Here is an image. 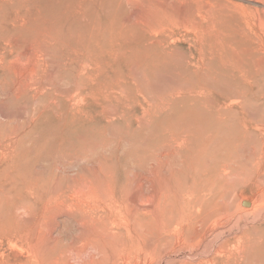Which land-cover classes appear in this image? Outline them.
Listing matches in <instances>:
<instances>
[{"label":"rangeland","instance_id":"1","mask_svg":"<svg viewBox=\"0 0 264 264\" xmlns=\"http://www.w3.org/2000/svg\"><path fill=\"white\" fill-rule=\"evenodd\" d=\"M151 1L75 0V3L79 2L85 14L76 15L75 20L78 21L76 26H67L59 30L61 34L57 30L52 32L58 38L61 37L59 40L52 36V33L48 36L49 32L39 37L34 35L35 24L29 21L28 16L21 17L19 23L24 24L28 31H14L11 26V30H3V23L0 20V68L1 66L3 68L0 69V260L5 259L11 264H187L194 261L193 258L197 255L199 259L197 262L200 260L205 262L212 256L214 249L223 246V241H228L230 244L226 247L235 252L238 239L243 234L246 233V236L264 234V217H255L245 210L253 208L255 198L258 194L264 193V0ZM162 5L166 9H163ZM18 7L11 6L6 12L0 13V18L3 14L14 16ZM226 15L229 16L228 19ZM220 17L221 19H218ZM53 39L58 41L54 42ZM140 40L149 43L148 48L145 47L149 51L145 52L149 56L147 58L144 52L143 55L137 53L139 46L136 44ZM12 41L19 42L20 47ZM61 41L64 43L62 46H67L58 47L57 44L60 45ZM129 42L131 43L127 44ZM46 48L50 51L48 52ZM24 49L26 55L23 53ZM19 53H22V57ZM48 54L51 56L47 57ZM169 54L171 56H168ZM116 55L120 57L115 59ZM213 55L215 58L209 59ZM20 58L22 63L18 61ZM171 58L172 61H176L174 64ZM150 59L155 63L153 64ZM182 59L180 64L179 60ZM13 61L15 67H12ZM145 61L148 66L143 64ZM16 62L20 63L16 65ZM37 66L41 68L37 70ZM28 77L31 79L30 82ZM85 81H90L91 85ZM115 81L118 83L115 84ZM95 92L98 98L106 101L101 102V99L94 96ZM99 92L101 95H98ZM114 97L118 99L115 100ZM175 97L178 102L174 100L173 105L171 101ZM201 102L202 106L199 105ZM223 106L227 108V113ZM197 108H202L208 115L216 114L215 111L220 110L221 117L227 121L223 123L225 129L214 139L215 143L209 144L207 153L201 152L195 156L200 159L202 155L203 158L210 157L213 160L211 166L220 161L231 166L216 192L223 196L222 202L227 201L226 203L231 206L234 215L229 222L222 220L218 223L216 229L219 238H211L213 243L210 239L207 242L208 246L203 247L201 252L191 248H177L166 254L163 248L162 252L155 249L156 240L153 239L154 235L150 238L149 232L145 235L150 240L147 236H143L146 238L140 236L139 239L134 237L136 234L139 236L141 226L145 227L143 222L148 218V210H154L152 206L157 199L153 196L160 192L167 193L180 185L185 187L193 185L190 161L194 154L186 151V148L190 147V144L194 147L198 144L197 140L198 142L205 140L200 144L207 145L205 143L209 142L207 136L214 134L211 129L213 127H206L203 124L199 127L200 124L181 122V119ZM116 110L121 115H118ZM107 113H109L107 116L113 119L110 120L107 116L104 118L103 114ZM168 123L170 125L172 123L175 129ZM186 126L192 129L189 130L187 127L188 132L185 134L187 128L185 130L183 127ZM177 137L186 138L188 141L184 152L183 147L173 150L176 149L173 139ZM191 139L195 144L190 141ZM197 146L199 147V144ZM80 165L83 169H88L86 170L88 173L83 172L93 184L102 179L103 182H100L102 187L100 186L98 191L105 192L104 196L98 192L101 196L100 201L89 198L87 204L92 207H95L94 204L102 206L101 213L105 217L102 220L105 222L101 220V224L104 222L105 228L118 232L120 230L117 229L124 228L120 231L122 234L119 241L107 240L108 243L101 245L102 248L99 246L103 249L101 256L96 254L94 249H85V236L79 226L80 215L75 208L70 207L62 211H53L48 216H41L39 214L44 202L42 200L37 202L33 196L36 191L29 188V183L38 175L40 180L46 183L54 179L55 173L68 174L75 178L83 170ZM158 169H162L161 172ZM100 170L103 173H99ZM74 171L78 174H73ZM176 176L181 182L175 178ZM182 182L184 183L181 184ZM161 193L160 196L163 195ZM79 196L73 194L71 198L78 201ZM244 201L250 203V206H243ZM130 221L132 223H129ZM40 222L52 229L50 236L37 237L34 233ZM128 223L131 226H128ZM16 224L25 230L14 234ZM97 226L99 228V225ZM133 228L138 231L132 230ZM96 233L97 230L92 233L95 234L94 238ZM45 239H49L48 242ZM96 245L98 244H93ZM137 246L143 248L142 253ZM254 253L250 250L245 253L244 264L260 262Z\"/></svg>","mask_w":264,"mask_h":264},{"label":"bare ground","instance_id":"2","mask_svg":"<svg viewBox=\"0 0 264 264\" xmlns=\"http://www.w3.org/2000/svg\"><path fill=\"white\" fill-rule=\"evenodd\" d=\"M82 1V0H81ZM151 1V0H150ZM161 1V0H160ZM166 1H169V0H166ZM173 1V0H170V2ZM192 1V0H191ZM152 2V1H151ZM162 2V1H161ZM164 2V1H163ZM186 2H188L186 0ZM190 2V1H189ZM66 3H69L68 5H66ZM129 3V1H128ZM194 3V2H193ZM192 3V4H193ZM165 4V3H164ZM163 4V5H164ZM195 4V3H194ZM193 4V5H194ZM15 5H18L19 7L15 10V15L12 16V15H8V14H3L0 18L1 22L3 23V30H6L8 31L10 29V26H11V29H13L14 31H28L26 30L25 28V25L24 24H19L20 21H21V17H25V16H28L29 17V21L34 23L35 24V34L34 35H38L37 37H39V35H43V34H47L48 33V36L50 35V33L54 32V31H58V33L60 32L59 30L63 29V28H66L67 26H70V27H74L77 25L78 21L75 20V17L77 14H83L84 13V10L82 9V7L79 5V2L78 3H75V0H0V13L2 12H6L7 10H9L11 8V6H15ZM79 5V6H78ZM155 5V4H154ZM162 5V7H163ZM167 5V4H166ZM174 5V2L173 4ZM183 5V4H182ZM185 5V4H184ZM191 5V4H190ZM78 6V7H77ZM153 6V5H152ZM157 6V5H156ZM171 6V4H170ZM176 6V4H175ZM192 6V5H191ZM195 6L198 7V5L196 4ZM173 7V6H172ZM178 7V6H177ZM194 7V6H193ZM201 7V6H200ZM213 7V5H212ZM154 8V7H153ZM159 8V7H158ZM171 8V7H170ZM196 8V7H195ZM160 9H161V6H160ZM163 9H166L163 7ZM175 9V7H174ZM180 9V8H179ZM182 9V7H181ZM216 9V8H215ZM214 9V10H215ZM152 10V9H151ZM158 10V9H157ZM171 10V9H170ZM177 10V9H176ZM184 10V9H182ZM182 10H179V11H182ZM213 10V11H214ZM218 10V8H217ZM221 10V9H220ZM225 10V9H223ZM155 11V10H154ZM198 11V10H197ZM204 11V10H202ZM9 12V11H8ZM171 12V11H170ZM216 14V12H214ZM219 13V10L217 12V14ZM85 14V13H84ZM223 14V13H222ZM221 14V15H222ZM229 14V13H228ZM199 15V14H198ZM225 15V13L223 14ZM84 17V16H83ZM142 17V16H141ZM213 17V16H212ZM211 17V18H212ZM229 17V16H228ZM227 15H226V18L228 19ZM148 18V17H147ZM159 18V17H158ZM83 18H81V21H82ZM146 19V17L144 18ZM143 19V20H144ZM210 19V18H209ZM218 19H221L218 18ZM225 19V18H224ZM163 20V19H162ZM215 20V19H213ZM150 21V20H149ZM216 21V20H215ZM214 21V22H215ZM148 21H146L147 23ZM217 23V22H216ZM215 23V24H216ZM218 23H221L218 21ZM210 25L212 23H209ZM215 24H213L215 26ZM142 25V24H141ZM148 25V24H147ZM154 25V24H153ZM167 25V24H166ZM149 26V25H148ZM169 26V25H168ZM219 27V26H218ZM95 28V27H94ZM164 28V27H163ZM10 29V30H11ZM161 29V27H160ZM208 29V28H207ZM211 29V28H210ZM94 30V29H93ZM104 30V29H103ZM90 31V30H89ZM208 31H210L208 29ZM212 31V30H211ZM92 32V31H91ZM200 32V31H199ZM57 33V34H58ZM61 34V32H60ZM143 34V33H142ZM56 34L53 35L52 33V36L54 37H57V39L59 40L61 37L58 38V36H55ZM88 35V33H87ZM91 35V34H90ZM89 35V36H90ZM94 35V34H93ZM235 35V34H234ZM51 36V35H50ZM131 36V35H130ZM135 36V35H134ZM11 37V35H10ZM30 37V36H29ZM27 37V39L29 38ZM47 37V36H46ZM92 37V36H91ZM168 37V36H167ZM14 38V37H12ZM52 38V37H51ZM64 36H62V41L63 40ZM130 38V37H129ZM170 38V37H169ZM21 39V38H20ZM31 38H29V41H32L30 40ZM49 40V38H47ZM45 39V40H47ZM54 40V42L58 41V40ZM67 39V37H66ZM95 39V38H94ZM136 39V38H134ZM144 39V38H143ZM177 39V37H176ZM179 39V38H178ZM44 40V39H43ZM52 40V41H53ZM132 40V39H131ZM150 40V39H149ZM7 41V40H6ZM5 41V42H6ZM58 45V47H61L62 45V42ZM66 41V40H65ZM138 41V40H137ZM141 41L143 40H140L139 42H137V46H139V49H137V53L138 54H141L143 55V52L145 53H148V49H145L148 48V45L149 43L147 41H143L141 43ZM154 41V40H153ZM160 41V40H158ZM161 41L163 42L164 40L161 39ZM13 42V41H12ZM27 42V40H26ZM46 42V41H45ZM49 42V41H48ZM53 42V43H54ZM94 42V41H93ZM134 42H136L134 40ZM157 42V41H156ZM13 43H17V42H13ZM19 43V42H18ZM17 45L19 46L20 44ZM42 43V42H41ZM51 43V42H50ZM52 43V45H53ZM131 42L127 43V44H130ZM160 43V42H159ZM166 43V42H165ZM11 44V43H10ZM22 44V43H21ZM40 44V43H39ZM39 44H36V45H39ZM64 44V43H63ZM134 44V43H133ZM163 44V43H162ZM197 44V43H196ZM14 45V44H13ZM16 45V46H17ZM34 46V44H32ZM46 45V44H45ZM49 45V43H48ZM51 45V46H52ZM66 45V44H65ZM92 45V44H91ZM64 46V45H63ZM62 46V47H63ZM67 46V45H66ZM64 46V47H66ZM88 46V45H87ZM93 46V45H92ZM91 46V47H92ZM170 46V45H169ZM6 47V46H5ZM11 47V46H10ZM15 47V46H14ZM20 47V46H19ZM18 47V48H19ZM32 47V46H31ZM35 47V46H34ZM47 48H49V46H46ZM90 47V48H91ZM94 47V46H93ZM168 47V46H167ZM7 48V47H6ZM33 48V47H32ZM44 48V47H43ZM46 48V50H48ZM88 48V47H87ZM177 48V46H176ZM28 49V47H27ZM38 49V48H36ZM40 49V48H39ZM162 49V48H161ZM34 50V49H33ZM44 51V49H42ZM63 50V48H62ZM78 50V49H77ZM165 50V49H164ZM167 50V49H166ZM218 50V49H217ZM25 49H24V54H25ZM37 51V50H36ZM40 51V50H39ZM43 51L41 53H43ZM50 50H48L49 52ZM68 51V50H67ZM72 51V50H71ZM118 51V50H117ZM170 51H172L170 49ZM212 51V50H211ZM216 51V50H215ZM214 51V52H215ZM5 52V51H4ZM3 52V53H4ZM14 52V51H12ZM15 52H17L15 50ZM32 52V50H31ZM84 52V51H83ZM109 52V51H108ZM175 53V51H173ZM7 53V52H6ZM5 53V54H6ZM27 53V52H26ZM53 53V52H51ZM50 53V54H51ZM78 53V52H76ZM135 53V52H134ZM145 53V55H147ZM218 53V52H217ZM220 53V52H219ZM224 53V52H223ZM222 53V54H223ZM28 54V53H27ZM31 54V53H30ZM44 54H45V51H44ZM47 54V53H46ZM115 54V53H114ZM151 54V52H150ZM176 54V53H175ZM221 54V53H220ZM19 55L21 56L22 53ZM17 55V57L19 56ZM26 55V54H25ZM35 55V54H34ZM39 55V54H38ZM37 55V56H38ZM42 55V54H41ZM61 55H63L61 53ZM99 55V54H98ZM111 55V54H110ZM118 55V54H117ZM116 55V56H117ZM144 55V56H145ZM224 55V54H223ZM234 56V54H232ZM19 56V57H20ZM28 56V55H27ZM30 56V55H29ZM43 56V55H42ZM51 55L48 54L47 57H49ZM53 56V55H52ZM114 56V55H112ZM143 56V57H144ZM151 56V55H150ZM167 56V55H166ZM164 56V57H166ZM168 56H171V54H169ZM193 56V55H192ZM216 56V55H215ZM22 57V56H21ZM24 57V55H23ZM45 57V58H47ZM96 57V56H95ZM110 57V56H108ZM120 56H117L115 59H118ZM132 57V56H131ZM149 57L148 55L145 57L147 58ZM222 57V56H220ZM4 58V57H3ZM29 58V57H27ZM38 58V57H37ZM44 58V56H43ZM41 58V59H43ZM139 57L137 56V59ZM168 58V57H166ZM173 59L175 57H172ZM172 58H171V61H172ZM200 58H201V55H200ZM209 58V57H208ZM215 58L214 55L213 57L211 56L209 59H213ZM22 58H20L18 61H21L22 63ZM32 58L30 57V60ZM34 59V57H33ZM39 59V58H38ZM69 59V58H68ZM141 59V57H140ZM153 59V57H152ZM256 59V58H255ZM7 60V59H6ZM28 60V59H27ZM36 60V59H34ZM46 60V59H44ZM86 60V59H85ZM113 60V58H112ZM135 60V59H134ZM146 60V59H145ZM154 60V59H153ZM170 60V58H169ZM178 60V59H177ZM194 60V59H193ZM33 61V60H32ZM82 61V60H81ZM80 61V63H81ZM115 61V60H113ZM119 61V60H118ZM151 61V59H150ZM167 61V60H166ZM175 61V60H174ZM174 61L173 64H174ZM180 61V64H181V61L182 60H179ZM254 61V60H253ZM14 62V61H13ZM31 62V61H30ZM75 62H77L75 60ZM147 61H145V63H143L145 66H148V63H146ZM152 63L154 61H151ZM176 62V61H175ZM185 62V61H184ZM187 62V61H186ZM199 62V61H197ZM206 62V61H205ZM257 62V61H256ZM2 63V62H1ZM9 63V62H8ZM7 63V64H8ZM20 63V62H18ZM16 62V65L18 64ZM28 63V62H27ZM87 64V62H85ZM117 63V61H116ZM115 63V64H116ZM155 63V62H154ZM153 63V64H154ZM183 63V62H182ZM203 63V61H202ZM3 64V63H2ZM24 64V63H23ZM34 64V63H33ZM37 64V63H36ZM114 64V65H115ZM141 64V63H140ZM147 64V65H146ZM158 64V63H156ZM159 64L161 65V63L159 62ZM158 64V65H159ZM185 64V63H184ZM194 64V63H193ZM10 65V64H9ZM32 65V64H31ZM30 65V66H31ZM89 65V64H88ZM152 65V64H151ZM186 65V64H185ZM203 65V64H202ZM15 67V62L13 63L12 67ZM26 66V65H25ZM182 66V65H180ZM11 66H9V69H10ZM21 67V66H19ZM83 67V66H81ZM86 67H88L86 65ZM106 67V66H105ZM108 67V66H107ZM153 67V66H152ZM170 67V66H169ZM185 67V66H183ZM194 67V66H192ZM2 68V66H1ZM0 68V69H1ZM24 68V67H23ZM34 68V66H33ZM31 68V70L33 69ZM38 68H41V67H38L37 66V70ZM165 68V67H164ZM196 68V67H195ZM3 69V68H2ZM17 69V67H16ZM20 69V68H19ZM48 69V68H47ZM156 69V68H155ZM179 69H181L179 67ZM184 69V68H183ZM21 70V69H20ZM18 70V71H20ZM28 70V69H27ZM34 70V69H33ZM101 70V69H99ZM158 71L161 70V67H160V70L157 69ZM7 71V70H6ZM26 72V70H23ZM179 71V70H178ZM184 71V70H182ZM181 71V73H182ZM196 71V70H195ZM38 72V71H36ZM107 72V71H106ZM186 72V71H185ZM192 72V71H191ZM11 73H14V72H10ZM20 73V72H19ZM108 73V72H107ZM190 74V72H187ZM7 74V73H6ZM9 74V75H10ZM22 74V73H21ZM29 74V73H28ZM35 74V72H34ZM82 74V73H81ZM110 74V73H109ZM4 75V73H3ZM14 75V74H13ZM33 75V74H32ZM72 75V74H71ZM8 76V75H7ZM15 76H16V73H15ZM31 75L29 74V77ZM37 76V75H35ZM34 76V77H35ZM70 76V75H69ZM85 76V75H84ZM182 76V75H181ZM200 76V75H199ZM246 76V75H245ZM6 77V76H4ZM10 79L12 80L11 78V75L9 76ZM28 77V79H29ZM33 77V78H34ZM91 77V76H90ZM95 77V76H94ZM98 77V76H97ZM184 77V76H183ZM7 78V77H6ZM16 79V77H13ZM20 79V77L18 78ZM17 79V80H18ZM22 79V77H21ZM23 79H25L23 77ZM27 79V80H28ZM80 80V78H78ZM99 79V78H98ZM31 79H29V82H30ZM37 80V79H36ZM26 81V79H25ZM118 81V80H116ZM115 81V84H117L118 82ZM15 82V81H14ZM28 82V81H27ZM87 82V81H85ZM83 82V83H85ZM90 82V81H89ZM87 82V83H89ZM26 83V82H25ZM102 83V82H101ZM105 84H107L106 82H104ZM103 83V84H104ZM13 84V82H12ZM19 84H20V81H19ZM28 84V83H26ZM82 84V83H81ZM90 84V83H89ZM93 84V83H92ZM21 85V84H20ZM24 85V84H23ZM87 85V84H86ZM91 85V84H90ZM99 85V84H98ZM108 85V84H107ZM111 85V84H110ZM109 85V86H110ZM114 83L111 85L113 86ZM252 85V84H251ZM13 86V85H12ZM11 86V87H12ZM17 86V85H16ZM15 86V87H16ZM25 86V85H24ZM39 86V85H38ZM79 86V85H78ZM81 86V85H80ZM100 86V85H99ZM105 86V85H103ZM102 86V87H103ZM110 86V87H111ZM23 87V86H22ZM27 87V86H26ZM25 87V89H26ZM101 87V86H100ZM107 87V86H106ZM17 88H19V86H17ZM21 88V87H20ZM33 88V87H32ZM81 88V87H80ZM87 88V86L85 87ZM104 88V87H103ZM114 88L117 89V87L114 86ZM247 88V87H246ZM16 89V88H14ZM28 89V87H27ZM40 89V88H39ZM78 89V88H77ZM95 89V88H94ZM108 89V87H107ZM18 90V89H17ZM24 90V89H23ZM79 90H82V89H79ZM83 90H84V87H83ZM85 90H88V89H85ZM110 90V89H109ZM91 92L92 89L90 90ZM101 91V90H100ZM108 91V90H107ZM112 92L113 91H117V90H111ZM21 92V91H20ZM79 92V91H78ZM111 92V93H112ZM26 93V92H25ZM28 93V92H27ZM26 93V94H27ZM98 93V92H97ZM9 94V93H8ZM13 94V93H12ZM23 94V93H22ZM22 94H19L22 95ZM43 94V93H41ZM76 94V93H75ZM78 94V93H77ZM89 97H92L90 96L89 93H87ZM113 94V93H112ZM111 94V95H112ZM117 95V93H115ZM16 95V94H15ZM92 95V93H91ZM98 95H101V92H99ZM105 95V94H104ZM108 95V94H106ZM11 96V95H10ZM18 96V95H17ZM23 96V95H22ZM83 96H86V95H83ZM94 96H96L98 98V96L96 95V92L94 94ZM115 96V95H114ZM38 97V96H37ZM77 98V97H76ZM80 98V97H79ZM104 98V97H103ZM107 98V97H105ZM115 100L118 99L116 97H114ZM195 98V97H194ZM193 98V99H194ZM82 99V98H81ZM80 99V100H81ZM98 99H101V98H98ZM110 99V98H109ZM176 97L175 99H173L172 104L175 103L174 100L176 101ZM93 100V99H92ZM91 100V101H92ZM97 100V99H96ZM104 99H101V102L103 101ZM178 100V99H177ZM99 100H97V103L100 105L101 103L98 102ZM106 101V100H104ZM108 101V100H107ZM118 101V100H117ZM116 101V102H117ZM76 102V101H75ZM83 102V101H81ZM113 102V101H112ZM178 102V101H176ZM185 102V101H183ZM192 102V101H191ZM196 102V101H195ZM88 103H91V102H88ZM230 103V102H229ZM95 104V103H94ZM197 104V102H196ZM202 104L199 103V105ZM40 105V104H39ZM56 105V104H55ZM58 105V104H57ZM70 105V104H69ZM171 105V104H169ZM174 105V104H173ZM177 107H178V104H176ZM185 105V104H184ZM188 105V104H186ZM248 105V104H247ZM41 106V105H40ZM59 106V105H58ZM58 106H56L58 108ZM66 106V105H64ZM95 106H98L95 104ZM94 106V107H95ZM100 106L103 107V105L101 104ZM181 106V105H180ZM202 106V105H200ZM245 106V105H244ZM92 107V106H91ZM216 107V106H215ZM224 107V106H223ZM101 108V107H100ZM226 109V113L228 112L227 111V108L224 107ZM216 109V108H215ZM219 109V108H218ZM221 109V108H220ZM59 110V108H58ZM80 110V109H79ZM141 110V109H140ZM144 110V109H143ZM179 110V109H178ZM217 110V109H216ZM231 110V108H230ZM66 111V109H65ZM88 111H89V108H88ZM92 111V110H91ZM98 111V110H97ZM234 111V110H233ZM257 111V110H256ZM94 112V111H92ZM109 112V111H107ZM112 112V111H111ZM114 112V110H113ZM117 112V110H116ZM115 112V113H116ZM217 112L216 114H211V115H208V113L206 114L205 111L202 110V108H197V109H194L192 112H190L188 115H186L184 117V119H181V122H188L191 124H200L199 127L201 126V124L205 125L206 127H213L211 129H213L212 133L214 132V134L210 135V136H207V140L209 142H205L207 143V145H203V144H200L201 142L203 143V141L200 140V138H198L200 140V142H198L197 138V142L199 144V147L197 146L198 144H196L194 147H191V144H190V147L188 146L187 148L185 147L186 146V141L185 139L181 138V137H177V138H174L173 139V144L174 146L176 147V149L173 148V150H179L183 149V152H184V147L187 149L186 151H189L190 153H193V158L191 159L190 161V165H191V171H193V185L192 186H189V187H185V186H177L176 189H173V190H169L167 193L165 192H160L161 195L160 196V193L156 194L155 196H153L154 198H156V203L154 204L153 203V209L151 210H148L149 212L147 213L148 214V218L145 219V221L143 222L145 224V227L142 228V226L140 227V233H139V236H137V234L134 235L136 237L134 238H140V236H142L141 238H146V237H143V236H147L145 235L147 232H149L148 234L150 235V238H152L151 235H154L153 239L156 240V250L158 252H165L166 254L169 253L170 251H174L175 249H181V248H191L192 249H196V252H201V249L206 248L208 246V243L210 241V239H216V238H219V233H218V230L216 229L217 228V225L219 222H221L222 220H227L228 222L230 221V219L232 218V216L234 215V213L232 212V208L231 206H229L225 201L222 202L224 199H223V196H219L216 192V189H218V187H220L222 185V180L223 178L229 173L230 169H231V166L228 165L227 163H224V162H218V163H215L214 165L211 166L213 160H211L210 157L208 158H203L204 156L202 155L201 159L200 158H197L195 156V154H199L201 152L203 153H207V149H208V146L209 144H211L212 142L215 143V140L216 138H218L217 136L222 133V131L225 129V127H223V123L227 122L225 121L221 116H222V111L218 110V111H215ZM72 113V112H71ZM88 113V112H87ZM99 113H100V110H99ZM105 113H106V110H105ZM118 113V112H117ZM116 113V114H117ZM145 113V112H144ZM153 113V112H152ZM211 113V112H210ZM209 113V114H210ZM68 114V113H67ZM82 114V113H81ZM94 114V113H93ZM96 114H98L96 112ZM95 114V115H96ZM101 114V113H100ZM115 114V115H116ZM59 115H61L59 113ZM83 115V114H82ZM99 115V114H98ZM109 115V113H107L106 115L103 114L104 118H106L105 116ZM118 115H121L120 113H118ZM79 116V115H78ZM91 116H94V115H91ZM90 116V117H91ZM148 116V115H147ZM89 117V116H87ZM97 117V116H96ZM108 117V116H107ZM120 117V116H119ZM122 117V116H121ZM130 117V115H129ZM182 117V115H181ZM228 117V116H227ZM62 118V117H61ZM74 118V117H73ZM111 119V117H108ZM123 118H121L122 120ZM138 119V118H137ZM76 120V119H74ZM79 120V119H78ZM93 120V119H92ZM95 120V119H94ZM101 120V119H100ZM109 120V123L111 122ZM146 120V119H145ZM173 120V119H172ZM176 120V119H175ZM229 120V119H227ZM80 121V120H79ZM178 121V120H177ZM177 121H176V124H177ZM89 122V121H88ZM94 122V121H92ZM98 122V121H97ZM105 122V120H104ZM229 122V121H228ZM72 123V122H71ZM75 123V122H74ZM175 123V122H174ZM187 123V124H188ZM77 124V123H76ZM90 124V123H89ZM97 124V123H96ZM99 124V122H98ZM104 124V123H103ZM116 124V123H115ZM169 124V123H168ZM182 124V123H181ZM73 125V124H72ZM79 125V124H78ZM100 125V124H99ZM98 125V127H100ZM111 126L113 125L110 124ZM170 125V124H169ZM179 125V127L181 128V125L180 124H177ZM174 126V125H173ZM172 126V123L170 125V127H173ZM194 126V125H193ZM228 126V124H227ZM74 127V126H73ZM188 126L186 127H183V129L187 128ZM72 128V126H71ZM168 128V126H167ZM174 128V127H173ZM178 127H176L177 129ZM179 128V130H180ZM189 130H191L192 128L188 127ZM188 128H187V131L185 132V134L188 132ZM197 128V127H196ZM229 128V127H227ZM57 129V128H56ZM149 129V128H148ZM169 129V128H168ZM172 129V128H171ZM175 129V128H174ZM173 130V129H172ZM186 130V129H185ZM194 130V129H193ZM192 130V131H193ZM197 130V129H195ZM243 131H244V128H243ZM167 132V130H166ZM194 132V131H193ZM192 132V133H193ZM237 132V131H236ZM251 132V131H250ZM170 133V132H169ZM169 133L168 136H169ZM184 134V135H185ZM226 134V133H225ZM243 134V133H242ZM247 134V133H246ZM255 134V133H254ZM156 135V134H155ZM163 135V134H162ZM165 135V134H164ZM160 136V135H159ZM167 136V137H168ZM187 136V135H186ZM205 137V136H204ZM253 137V136H252ZM113 138V137H112ZM193 139V138H192ZM190 140V141H193V140ZM252 139V138H251ZM157 139H155L156 141ZM195 140V139H194ZM195 140V141H196ZM214 140V141H213ZM83 141V140H82ZM188 142V141H187ZM194 142V141H193ZM264 142V141H263ZM193 144V143H192ZM195 144V142H194ZM201 145L203 147H201ZM51 146V145H50ZM168 148V147H167ZM170 148V147H169ZM168 148V149H169ZM190 148V149H189ZM166 149V151L168 150ZM83 150V149H82ZM160 150V149H159ZM164 150V148H163ZM102 151V150H101ZM164 151V152H166ZM176 152V151H175ZM173 152V153H175ZM180 152V151H179ZM210 152V151H209ZM98 153V152H97ZM161 153V151H160ZM167 153V152H166ZM165 153V155H166ZM169 153V151H168ZM178 153V152H177ZM176 153V154H177ZM181 153V152H180ZM230 153V152H229ZM209 154V153H208ZM164 155V154H162ZM171 155V153H170ZM173 155V154H172ZM103 156V155H102ZM168 156V155H167ZM177 157L178 154L176 155ZM175 156V158H176ZM207 156V155H206ZM205 156V157H206ZM231 156V155H230ZM170 157V156H169ZM173 157V156H171ZM214 157V156H212ZM167 158V157H166ZM81 159V158H80ZM170 159V158H169ZM174 159V158H172ZM84 160V159H82ZM86 160V159H85ZM84 160V161H85ZM177 160V159H175ZM180 160V159H179ZM178 160V162L180 163V161ZM98 161V160H97ZM183 161V160H182ZM215 161V160H214ZM66 162V161H65ZM88 162V161H87ZM93 162V161H91ZM176 162V161H174ZM177 162V163H178ZM75 163V162H74ZM80 163V162H79ZM82 163V162H81ZM85 163V162H84ZM98 163H100L98 161ZM184 163V161L182 162V164ZM76 164H77V161H76ZM90 164V163H88ZM155 164V163H154ZM157 164H160L157 162ZM182 164L181 167L183 166ZM186 164V163H185ZM189 164V163H188ZM87 165V164H86ZM148 165V164H147ZM161 165V164H160ZM89 166V165H88ZM99 166V165H98ZM189 166V165H188ZM81 167V165L79 166ZM90 167V166H89ZM171 167V166H170ZM82 168V167H81ZM99 168H102V167H98ZM161 168V167H160ZM163 168V166H162ZM62 169V168H61ZM60 169V171H61ZM66 169V168H65ZM83 169V168H82ZM40 170V169H39ZM64 170V168H63ZM69 170V169H68ZM72 170V169H71ZM76 170V169H75ZM88 170V169H86ZM85 169H83L81 171L80 174L77 173V171L73 172V174H78V176H74L75 178H71L68 174L66 175H62L61 174H58V173H55V177L54 179L48 183H46L45 181H41L40 180V176L38 175V177H36V179L30 180L31 183H29V188L31 190H34L36 191V193H33V196H34V199L38 201H43L44 203V206H43V209L41 210L40 214L41 216H44V215H49V213H53V211H62L64 209H69L70 207H73L76 209V211L79 213L80 215V227L81 229L83 230V235L85 236V239H84V242H85V249H94L96 254H98L99 256H101V252L103 251V249H101V245H104L107 240H113L112 242H115V241H119V239H121V234L120 231H123V229H117V230H120L119 232L118 231H113V230H109V228H105L104 226V220H102V218L104 217L102 215V210L100 209L102 206H98V204H94L95 207H92V206H89L87 204V199L89 198H95L96 201H100L101 200V196L99 193H101V195L104 196V193L103 192H99L98 190L100 189V186L102 187V185H100V182H103L101 181L102 179L98 180L100 182H95L94 184L89 181L87 179V176L85 175V172L83 171H86ZM160 170V169H158ZM162 170V169H161ZM161 170L159 172H161ZM174 170V169H173ZM56 171V169L54 170ZM66 171V170H65ZM80 171V170H78ZM90 171V170H89ZM165 171V170H164ZM59 172V171H57ZM64 173V171H62ZM69 172V171H68ZM67 172V173H68ZM87 172V171H86ZM95 172L96 169H95ZM144 172V171H143ZM152 172V171H151ZM53 173V172H52ZM72 173V172H71ZM88 173V172H87ZM92 173V172H91ZM89 173V174H91ZM99 173H103V171L101 172V170L99 171ZM150 173V172H149ZM168 173V172H167ZM176 173V172H175ZM187 173V172H186ZM16 174V173H15ZM65 174V173H64ZM70 174V173H69ZM76 174V175H77ZM153 174H155L153 172ZM160 174V173H158ZM191 174V173H190ZM102 175V174H100ZM162 175H166V174H162ZM171 175V173L169 174ZM33 176V175H31ZM36 176V175H35ZM51 176V175H50ZM86 176V177H85ZM94 177V175H92ZM183 176V175H182ZM52 177V176H51ZM90 177V176H88ZM156 177V176H155ZM158 177V176H157ZM164 177V176H163ZM181 177V176H180ZM229 177V176H228ZM232 177V176H231ZM34 178V177H32ZM98 178V177H97ZM177 179V176L175 177ZM182 178V177H181ZM230 178V177H229ZM42 179V178H41ZM51 179V178H49ZM165 179V177H164ZM172 179V178H171ZM177 180H179V178ZM263 179V178H262ZM11 180V179H10ZM91 180V178H90ZM169 180V178H168ZM190 180V179H189ZM158 181V180H157ZM165 181V180H164ZM264 181V179H263ZM179 182H181V180H179ZM173 183V182H172ZM176 183V182H175ZM184 182H182L181 184H183ZM185 183H188V182H185ZM104 184V183H103ZM118 184V183H117ZM225 184V183H224ZM185 185V184H184ZM119 186V185H118ZM225 186V185H224ZM110 188V187H108ZM172 188V187H171ZM1 189V188H0ZM114 189V188H112ZM117 189V188H116ZM106 190V188H105ZM150 190V189H149ZM156 190V189H155ZM154 190V192H155ZM168 190V189H167ZM26 191V189H25ZM108 191V190H106ZM133 191V190H132ZM99 192V193H98ZM113 192V191H112ZM118 192V191H117ZM143 192V191H142ZM90 193V194H89ZM103 193V194H102ZM151 193V191H150ZM73 194H76V195H80L79 197V200L78 201H74L71 196ZM114 194H116L114 192ZM108 195V194H106ZM130 197V196H129ZM139 197V195H138ZM115 198V197H114ZM138 199V198H137ZM146 199V198H145ZM90 201V200H89ZM149 201V200H148ZM154 202V201H153ZM91 205V204H90ZM243 206L245 207H248L250 206V203H248L247 201H244L243 202ZM145 208V207H144ZM103 209V208H102ZM248 212H250L251 214H253L255 217H259V218H263L264 217V193H261V194H258V196L255 198L254 200V203H253V208L251 209H245ZM244 210V211H245ZM18 211V210H17ZM38 211V210H37ZM243 211V212H244ZM35 213V212H34ZM38 213V212H37ZM56 213V212H54ZM132 213V212H131ZM130 213V215H131ZM145 213V214H146ZM61 214V213H60ZM129 215V214H128ZM138 215V214H136ZM236 215V214H235ZM17 216V215H16ZM19 216H21L19 214ZM50 217V216H49ZM48 217V218H49ZM141 217V216H140ZM43 218V217H42ZM105 218V217H104ZM103 218V219H104ZM129 218V217H128ZM139 218V217H138ZM143 218V217H142ZM20 219V218H19ZM26 219V218H24ZM136 219V218H135ZM101 220L104 221L102 224H101ZM130 220V218H129ZM133 220V219H132ZM131 220V221H132ZM139 220V219H137ZM48 221V220H47ZM129 222V223H132V222ZM226 221V222H227ZM26 222V221H25ZM128 222V220H127ZM127 224L128 226H131L130 224ZM225 223V221H224ZM260 223V222H259ZM21 224V223H20ZM106 224V223H105ZM99 225V228L98 226ZM253 225V224H252ZM16 231H14L13 233L14 234H19L21 233L22 231H24L22 229V227L19 225V224H16ZM49 225L45 224L43 225L42 222L38 223V226L36 227V229L34 230V233L37 235V237L39 236H50L51 235V230L49 227ZM76 226V225H75ZM100 226H103V228H100ZM114 226V225H113ZM28 227V226H26ZM107 227V226H106ZM110 227V226H108ZM15 229V228H14ZM95 230H97V233H96V237L94 238L93 236H95V234H92ZM132 230H135V231H138L137 229H132ZM257 230V229H255ZM13 231V230H12ZM130 232V231H129ZM128 232L129 236H131V234ZM134 232V231H132ZM264 233V232H263ZM25 234V233H24ZM246 234V233H245ZM245 234H243V236H240L239 239H238V244L236 247V251L235 252H231L227 246L228 244V241H223L222 245L220 248L218 247L217 249H214V252L212 254V256L204 262L203 260H200L197 262L198 259V255L197 257L193 258L194 261H189V263L187 264H241L243 263L244 264V260H245V253H247L248 250L250 251H254V255L256 256V259L260 260V262L258 264H260L261 262L264 264V234H260V235H253V236H246ZM249 235V234H248ZM19 236V235H18ZM89 236H91V238H89ZM123 236V235H122ZM126 237V236H125ZM148 237V236H147ZM47 238V237H45ZM50 238V237H48ZM124 238V237H123ZM122 238V239H123ZM131 238V237H129ZM150 238L148 237L147 239L150 240ZM146 239V241H147ZM211 239V243H213V240ZM227 239V238H226ZM47 242L49 239H45ZM89 240V241H88ZM224 240V239H223ZM229 240V239H228ZM39 241H41L39 239ZM237 241V240H236ZM111 241H109V243H112ZM234 242V241H233ZM94 243H97L98 247L96 246H93ZM108 243V242H107ZM145 243V242H143ZM148 243V241H147ZM226 244V245H225ZM230 244V243H229ZM228 244V245H229ZM233 244V243H232ZM108 245V244H107ZM101 248H100V247ZM234 246V245H233ZM138 248H140L139 246H137ZM231 247V246H230ZM104 248V247H103ZM135 248V247H134ZM142 248V247H141ZM141 248H140V251H141ZM148 248V247H147ZM163 248V250L161 249ZM214 248V247H213ZM143 249V248H142ZM153 249V248H151ZM154 249V250H155ZM73 250V249H72ZM147 250V249H146ZM153 250V251H154ZM155 250V251H156ZM133 251H135L133 249ZM154 251V252H155ZM94 252V251H93ZM91 252V253H93ZM138 252V251H137ZM189 252V251H188ZM39 253V252H38ZM103 253V252H102ZM139 253V252H138ZM142 253V251H141ZM81 254V253H80ZM95 254V256H96ZM148 254V253H147ZM153 254V253H152ZM172 254V253H171ZM193 252L191 253V256H193ZM253 254V253H252ZM151 255V254H150ZM83 256V255H82ZM127 257V256H126ZM159 257V256H158ZM189 258V256H187ZM248 257V256H247ZM246 257V258H247ZM95 258V257H94ZM129 259V258H128ZM255 260V258H253ZM153 260V258H152ZM158 260V259H157ZM258 260V261H259ZM57 262V261H56ZM151 262V260H150ZM257 263V261H256ZM0 264H11L10 262H7L5 259H1L0 260ZM81 264V263H80ZM116 264V263H114ZM177 264V263H176Z\"/></svg>","mask_w":264,"mask_h":264}]
</instances>
